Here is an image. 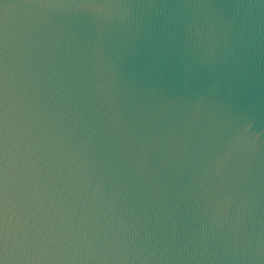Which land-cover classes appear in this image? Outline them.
I'll return each mask as SVG.
<instances>
[{"label": "water", "instance_id": "obj_1", "mask_svg": "<svg viewBox=\"0 0 264 264\" xmlns=\"http://www.w3.org/2000/svg\"><path fill=\"white\" fill-rule=\"evenodd\" d=\"M0 264H264V0H0Z\"/></svg>", "mask_w": 264, "mask_h": 264}]
</instances>
